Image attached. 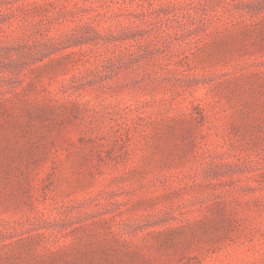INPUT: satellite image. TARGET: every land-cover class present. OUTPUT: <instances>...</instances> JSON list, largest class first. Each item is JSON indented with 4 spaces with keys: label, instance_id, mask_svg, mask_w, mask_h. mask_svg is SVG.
Masks as SVG:
<instances>
[{
    "label": "rangeland",
    "instance_id": "obj_1",
    "mask_svg": "<svg viewBox=\"0 0 264 264\" xmlns=\"http://www.w3.org/2000/svg\"><path fill=\"white\" fill-rule=\"evenodd\" d=\"M0 264H264V0H0Z\"/></svg>",
    "mask_w": 264,
    "mask_h": 264
}]
</instances>
